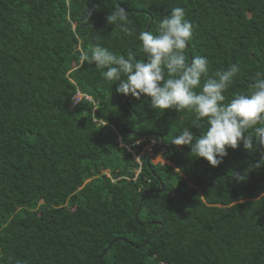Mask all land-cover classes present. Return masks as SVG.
Returning <instances> with one entry per match:
<instances>
[{
    "label": "trees",
    "instance_id": "trees-1",
    "mask_svg": "<svg viewBox=\"0 0 264 264\" xmlns=\"http://www.w3.org/2000/svg\"><path fill=\"white\" fill-rule=\"evenodd\" d=\"M119 6L132 36L106 20ZM173 7L194 26L189 62L239 64L226 96L264 77V0H0V264H264V149L212 167L173 144L204 121L80 61L97 44L146 59L139 33Z\"/></svg>",
    "mask_w": 264,
    "mask_h": 264
},
{
    "label": "clouds",
    "instance_id": "clouds-1",
    "mask_svg": "<svg viewBox=\"0 0 264 264\" xmlns=\"http://www.w3.org/2000/svg\"><path fill=\"white\" fill-rule=\"evenodd\" d=\"M106 20L118 25L125 35H134L127 27L132 23L129 12L123 7L110 11ZM193 35L194 26L186 19L185 9L173 7L158 21L156 34L139 33L137 38L146 59H136L132 51L117 55L97 44L82 51L80 61L106 69L101 71L102 78L119 81L116 92L121 95L130 94L136 99L144 95L150 97V106L155 110H187L195 114L197 121H204L206 128L199 138L185 128L173 144L190 146L195 157L205 159L212 167L222 163L228 148L236 149L241 142L250 151L264 149V77L250 85L247 93L234 92L229 98L225 93L241 70L239 64L210 74L207 56L196 55L189 62L184 50ZM261 166L264 152L255 165ZM235 178L246 179L238 174Z\"/></svg>",
    "mask_w": 264,
    "mask_h": 264
},
{
    "label": "rangeland",
    "instance_id": "rangeland-1",
    "mask_svg": "<svg viewBox=\"0 0 264 264\" xmlns=\"http://www.w3.org/2000/svg\"><path fill=\"white\" fill-rule=\"evenodd\" d=\"M81 97V96H80ZM97 122H99V121H97ZM155 144V140H154V138H152L151 140H150V144L149 145H147L146 147H144V151H148L149 149H151V147L153 146ZM157 151V149L156 150H154V151H152V150H150L149 152H150V155H149V157H148V159H151V161H153L154 163H155V158H157V157H159V155L158 156H156V157H154V154H155V152ZM138 157V155L136 156V158ZM159 158H157V160H158ZM159 161V160H158ZM157 162V161H156ZM139 170H137V172H138ZM107 172V171H106ZM108 173V172H107Z\"/></svg>",
    "mask_w": 264,
    "mask_h": 264
},
{
    "label": "water",
    "instance_id": "water-1",
    "mask_svg": "<svg viewBox=\"0 0 264 264\" xmlns=\"http://www.w3.org/2000/svg\"><path fill=\"white\" fill-rule=\"evenodd\" d=\"M123 128H125V125H123ZM165 190V186L164 185H162V190L161 191H164ZM148 192V191H147ZM141 204H142V201L140 202V206H141ZM138 212H139V210H137V212H136V214H135V218L137 219L138 218ZM101 263H102V260H101Z\"/></svg>",
    "mask_w": 264,
    "mask_h": 264
},
{
    "label": "built area",
    "instance_id": "built-area-1",
    "mask_svg": "<svg viewBox=\"0 0 264 264\" xmlns=\"http://www.w3.org/2000/svg\"><path fill=\"white\" fill-rule=\"evenodd\" d=\"M79 99H80V95H78V96L75 98V101H76V100H79Z\"/></svg>",
    "mask_w": 264,
    "mask_h": 264
},
{
    "label": "crops",
    "instance_id": "crops-1",
    "mask_svg": "<svg viewBox=\"0 0 264 264\" xmlns=\"http://www.w3.org/2000/svg\"><path fill=\"white\" fill-rule=\"evenodd\" d=\"M120 141H121V140H120ZM120 144H121V143H120ZM137 159H138V157H137ZM145 193H149V191H148V192L146 191ZM141 201H142V200H141ZM141 201H140V202H141ZM139 208H140V205H139ZM139 208H138L137 210H139ZM136 212H137V211H136Z\"/></svg>",
    "mask_w": 264,
    "mask_h": 264
}]
</instances>
